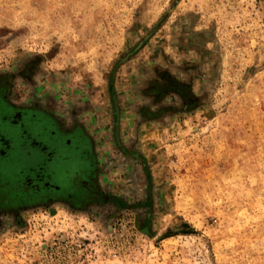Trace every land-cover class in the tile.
<instances>
[{"label":"rangeland","instance_id":"374dc122","mask_svg":"<svg viewBox=\"0 0 264 264\" xmlns=\"http://www.w3.org/2000/svg\"><path fill=\"white\" fill-rule=\"evenodd\" d=\"M0 112L7 164L18 114L91 165L0 170V264H264V0H0Z\"/></svg>","mask_w":264,"mask_h":264},{"label":"flooded vegetation","instance_id":"af4514ba","mask_svg":"<svg viewBox=\"0 0 264 264\" xmlns=\"http://www.w3.org/2000/svg\"><path fill=\"white\" fill-rule=\"evenodd\" d=\"M4 130L11 139L10 147H5L8 151L6 153L11 156V165L6 164L7 167L0 170L5 173L4 170H12L16 165V175L8 176L6 180L11 186L25 187L31 194L47 200L55 196L66 198L70 197L71 187L89 171L90 150L78 132L67 135L59 132L56 126L42 116L27 115H23L15 125H6ZM1 151L0 143V158ZM23 161H29L31 165L25 168ZM17 166H21L23 171Z\"/></svg>","mask_w":264,"mask_h":264},{"label":"bare ground","instance_id":"6f19581e","mask_svg":"<svg viewBox=\"0 0 264 264\" xmlns=\"http://www.w3.org/2000/svg\"><path fill=\"white\" fill-rule=\"evenodd\" d=\"M3 115H4V114H3ZM0 117H1V116H0ZM4 118H5V120L9 119V121H10V119L12 120L13 118H14V120H15V119H18V120H16L17 122L20 121V119H19L20 117H17V118H16V117H14V116H13V117H11V116H10V117H9V116H8V117H5V116H4ZM22 120H23V119H22ZM0 121H2V120H0ZM2 122H3V121H2ZM2 122H1V123H2ZM5 123H6V121H5ZM8 123H10V122H8ZM0 125H1V124H0ZM1 126H4V125L2 124ZM18 126H19V124H18ZM5 127H6V126H5ZM0 129H1V128H0ZM13 129H14V128H13ZM17 129H18V128H17ZM1 130H2V129H1ZM1 130H0V131H1ZM4 132H5V131H4ZM20 132H21V130H20ZM0 133H1V132H0ZM9 134H10V133H9ZM3 135H4V137H5V134H3ZM6 135H7V134H6ZM24 135H25V134H24ZM7 136H8V135H7ZM24 137H25V136H24ZM5 138H6V137H5ZM6 139H7V138H6ZM3 140H4V139H3ZM10 141H11V140H10ZM9 144H10V142H9ZM9 146H10V145H8L7 147H9ZM28 147H29V146H28ZM9 149H10V148H9ZM3 150H4V146H3ZM6 150H7V149H6ZM29 150H30V149H29ZM33 150H34V149H33ZM2 152H4V151H2ZM7 152H8V151H7ZM41 153H42V151H41ZM7 157H8V156H7ZM10 157H11V156H10ZM8 158H9V157H8ZM1 159H2V162L6 163V162H5L6 159H7L6 157H1ZM1 159H0V160H1ZM8 161H9V159H8ZM35 161H36V160H35ZM10 162H11V161H10ZM23 162H24V163H23V166H24V167H25V166L29 167V166H28V164H30L29 161H28V162L23 161ZM43 162H44V161H43ZM6 164H7V163H6ZM33 164H34V163H33ZM40 164H41V163H40ZM8 165H9V164H8ZM30 165H31V164H30ZM42 165H43V164H42ZM33 166H34V165H33ZM27 167H25V168H27ZM34 167H35V166H34ZM40 168H41V167H40ZM43 168H44V167H43ZM43 168H42V169H43ZM23 169H24V168H23ZM29 169H30V168H29ZM34 169H35V168H34ZM44 169H45V168H44ZM44 169H43V170H44ZM27 172H28V171H27ZM1 182H2V180H1ZM55 186H56V185H55ZM10 198H11V197H10Z\"/></svg>","mask_w":264,"mask_h":264},{"label":"water","instance_id":"95a60500","mask_svg":"<svg viewBox=\"0 0 264 264\" xmlns=\"http://www.w3.org/2000/svg\"><path fill=\"white\" fill-rule=\"evenodd\" d=\"M58 186V185H57Z\"/></svg>","mask_w":264,"mask_h":264}]
</instances>
